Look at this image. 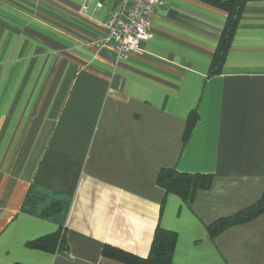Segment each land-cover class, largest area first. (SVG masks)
Instances as JSON below:
<instances>
[{
  "label": "crops",
  "instance_id": "0c3cea01",
  "mask_svg": "<svg viewBox=\"0 0 264 264\" xmlns=\"http://www.w3.org/2000/svg\"><path fill=\"white\" fill-rule=\"evenodd\" d=\"M118 1L0 0V264H129L103 248L147 257L158 226L176 232L171 264H264V212L210 229L264 193V0L214 73L225 10L163 0L118 59L96 44ZM164 168L211 186L186 202ZM57 231L64 252L31 244Z\"/></svg>",
  "mask_w": 264,
  "mask_h": 264
},
{
  "label": "trees",
  "instance_id": "16d2710c",
  "mask_svg": "<svg viewBox=\"0 0 264 264\" xmlns=\"http://www.w3.org/2000/svg\"><path fill=\"white\" fill-rule=\"evenodd\" d=\"M210 5L221 8L227 12V21L220 38L219 45L214 54L211 72H219L223 64L228 47L236 31L240 14L246 3L250 0H201ZM196 115H191L187 122L186 136L196 121ZM212 175L203 173L179 172L174 168H164L161 170L158 183L168 192L179 194L186 202L193 200L198 189H208L211 186ZM60 207L51 206L45 213H55ZM264 212V193L262 197L251 206L233 214L217 219L210 225L214 235L225 228L239 223H244ZM176 232L170 229L159 227L156 229L151 244L150 253L147 257H140L126 252L119 248L106 245L103 248V255L114 258L129 264H171L174 248L176 244ZM32 245L42 249L56 252L66 250L65 234L57 231L53 234L37 238L31 242Z\"/></svg>",
  "mask_w": 264,
  "mask_h": 264
},
{
  "label": "built area",
  "instance_id": "2783aa9c",
  "mask_svg": "<svg viewBox=\"0 0 264 264\" xmlns=\"http://www.w3.org/2000/svg\"><path fill=\"white\" fill-rule=\"evenodd\" d=\"M86 0L81 11L89 7ZM163 0H119L108 13L104 22V33L96 41L98 46L110 45L116 50L118 59L130 52H141L142 44L152 37L150 15ZM99 7L102 3L98 4Z\"/></svg>",
  "mask_w": 264,
  "mask_h": 264
}]
</instances>
